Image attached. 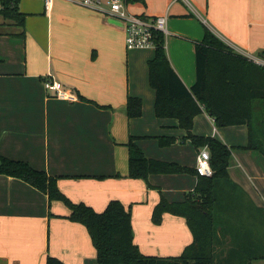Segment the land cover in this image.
I'll use <instances>...</instances> for the list:
<instances>
[{"label":"crops","instance_id":"0c3cea01","mask_svg":"<svg viewBox=\"0 0 264 264\" xmlns=\"http://www.w3.org/2000/svg\"><path fill=\"white\" fill-rule=\"evenodd\" d=\"M19 7L23 23L0 14V153L57 176L72 201L99 212L111 200H121L132 207L135 240L145 254H181L193 241L187 219L167 212L155 225L151 213L162 197L159 189L171 201L184 200L199 182L197 170L150 175L159 189L129 176L131 135L142 147L146 136L187 135L178 119L156 114L148 74L156 48L129 49L121 17L78 0H55L50 11L43 0H20ZM129 9L168 15L167 52L189 87L197 79L195 44L206 27L264 65V0H144L129 3ZM47 78L73 88L80 99L54 96L45 88ZM130 96L143 99L140 117L127 114ZM193 132L233 148L232 182L220 184L217 193L220 208L232 210L235 219L225 220L218 249L234 246L238 260L245 261L252 253L264 254V213L258 212L264 208V154L242 147L249 141L248 126L219 127L204 111L196 116ZM180 140L175 148L156 144L147 155L196 169L200 150L208 146H196L194 153L183 144L188 140ZM70 213L65 202H50L29 182L0 174V264H47L48 255L67 264H102L87 226L70 219ZM251 261L264 264V258Z\"/></svg>","mask_w":264,"mask_h":264},{"label":"trees","instance_id":"16d2710c","mask_svg":"<svg viewBox=\"0 0 264 264\" xmlns=\"http://www.w3.org/2000/svg\"><path fill=\"white\" fill-rule=\"evenodd\" d=\"M20 0H4L0 14L17 23L24 22L19 7ZM143 2L144 0H127ZM156 54L149 61V80L156 91L155 111L160 118H176L192 142L208 146L212 155L214 175H199L194 190L186 193L181 201H169L165 197L155 205L152 220L160 224L165 213L183 216L193 233V241L179 255L145 254L135 240L133 211L121 200L109 202L99 212L85 202L72 201L58 186V177L33 167L24 160L13 159L0 153V174L19 177L48 194L50 202L61 200L71 209L68 215L73 221L85 224L97 249V259L102 264H252L253 259L264 258L257 252L249 255V261L238 260L239 249H218L225 220L233 221L232 210L220 208L218 186L232 182L229 164L232 147L213 136L193 132L195 118L202 112L211 115L219 127L246 124L248 144L244 148L264 154V65L237 52L209 27L202 41L197 42V79L188 86L173 67L167 52L164 34H156ZM129 118L143 114V99L130 96L127 104ZM131 135L129 147V176L149 180L154 173H194L196 169L175 161H165L145 154ZM160 144L171 145L175 136H159ZM150 185V184H149ZM222 205V204H221ZM228 211V214H226ZM258 212L264 213L259 207ZM239 220H236V222ZM224 222V223H223ZM224 229V228H223ZM221 230V232H220ZM240 231V230H239ZM224 242V241H223ZM222 242V243H223ZM225 253L227 254L225 256ZM47 264H67L62 259L48 255Z\"/></svg>","mask_w":264,"mask_h":264},{"label":"built area","instance_id":"2783aa9c","mask_svg":"<svg viewBox=\"0 0 264 264\" xmlns=\"http://www.w3.org/2000/svg\"><path fill=\"white\" fill-rule=\"evenodd\" d=\"M4 0H0V7ZM46 11H50L55 0H43ZM88 8L101 13H111L121 17L126 23V43L129 49L157 48L156 34H164L166 40L171 33L168 24V15L145 16L132 12L127 0H78ZM250 60L262 64V60L256 56H246ZM263 65V64H262ZM45 88L54 96L76 102L80 99L79 94L63 82L47 78L44 82ZM212 155L208 147L202 148L198 155L197 173L202 176L212 177L214 168L212 166Z\"/></svg>","mask_w":264,"mask_h":264},{"label":"rangeland","instance_id":"374dc122","mask_svg":"<svg viewBox=\"0 0 264 264\" xmlns=\"http://www.w3.org/2000/svg\"><path fill=\"white\" fill-rule=\"evenodd\" d=\"M2 17V16H1ZM3 18V17H2ZM7 19H10V17H7ZM149 74V73H148ZM149 82H150V80H149ZM149 85H150V83H149ZM151 86V85H150ZM201 128L202 129H206V125H202L201 126ZM195 132V131H194ZM206 136V135H205ZM146 138H148V139H144V140H146V141H143V147H142V149L144 150V152H145V154L147 155H149V154H151L152 153V148H153V146L155 147V146H157V145H161L160 144V139H159V135H156V136H146ZM151 139H154V140H151ZM180 139H184V140H188L186 143H183L184 145H187V146H190L192 149H193V151H194V153H196L197 152V147H196V145L192 142V140H190L189 138H187V137H185V136H178L177 137V141L175 142V143H173V144H171V145H167V146H163V145H161V146H163V147H171V146H174V148L177 146V145H181L182 143L180 142L181 140ZM190 140V141H189ZM153 141H155V142H157V143H155V142H153ZM157 144V145H156ZM160 146V148H163V147H161ZM161 151H163V153H165L164 152V149H161ZM147 155V156H148ZM150 157V156H149ZM153 158H155V157H153ZM157 159H160V158H157ZM187 159H191V156H188V158ZM161 160H163V159H161ZM165 161H169V160H165ZM175 162H178V161H175ZM178 163H180V164H183V165H187V166H189V167H193L191 164H184V163H181V162H178ZM197 163H198V157H197ZM196 167H197V165H196ZM154 174H158V173H154ZM184 174V173H183ZM185 174H187V173H185ZM189 174V173H188ZM152 175V174H151ZM148 182H149V184H150V186H151V188H153V189H159V185H157V184H155V183H153L152 181H150V177H149V180H148ZM159 191H160V193L162 194V197H165L166 199H168L165 195H164V193L162 192V190L161 189H159ZM161 197V198H162ZM161 200V199H160ZM159 200V201H160ZM169 200V199H168ZM158 201V202H159ZM169 201H171V200H169ZM181 201V200H180ZM156 205V204H155ZM155 207V206H154ZM153 210H154V208H153ZM153 210H152V213H151V219H152V214H153ZM153 222V221H152ZM154 223V222H153ZM155 225H157V223H154Z\"/></svg>","mask_w":264,"mask_h":264}]
</instances>
